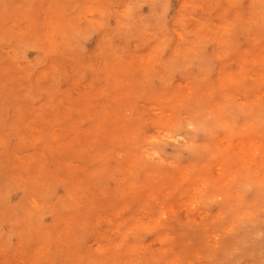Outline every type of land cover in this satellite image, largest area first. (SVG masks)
I'll return each mask as SVG.
<instances>
[{
    "label": "rangeland",
    "instance_id": "obj_1",
    "mask_svg": "<svg viewBox=\"0 0 264 264\" xmlns=\"http://www.w3.org/2000/svg\"><path fill=\"white\" fill-rule=\"evenodd\" d=\"M0 264H264V0H0Z\"/></svg>",
    "mask_w": 264,
    "mask_h": 264
}]
</instances>
